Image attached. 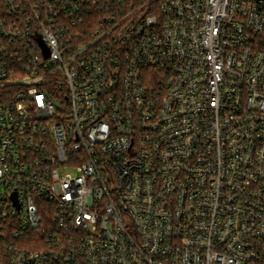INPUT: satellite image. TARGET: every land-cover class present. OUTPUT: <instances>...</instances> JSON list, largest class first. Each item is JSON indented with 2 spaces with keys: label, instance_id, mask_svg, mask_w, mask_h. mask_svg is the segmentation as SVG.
<instances>
[{
  "label": "built area",
  "instance_id": "1",
  "mask_svg": "<svg viewBox=\"0 0 264 264\" xmlns=\"http://www.w3.org/2000/svg\"><path fill=\"white\" fill-rule=\"evenodd\" d=\"M0 264H264V0H0Z\"/></svg>",
  "mask_w": 264,
  "mask_h": 264
}]
</instances>
